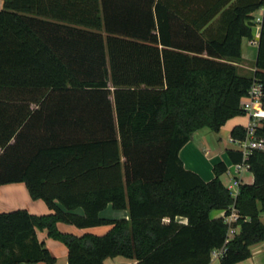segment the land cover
I'll return each instance as SVG.
<instances>
[{"label":"trees","instance_id":"16d2710c","mask_svg":"<svg viewBox=\"0 0 264 264\" xmlns=\"http://www.w3.org/2000/svg\"><path fill=\"white\" fill-rule=\"evenodd\" d=\"M231 0H5L0 9V185L25 183L50 214L0 212V264H55L37 230L68 248V264H221L264 241V150L251 151L252 184L234 196L225 162L206 181L182 148L204 128L245 116L253 81L264 86V15L254 71L241 62L249 8L215 20ZM264 7L259 0L258 8ZM255 9V5L254 8ZM264 138V123L256 132ZM231 137L244 139L239 124ZM232 163L243 153L229 149ZM111 205L129 218L108 219ZM240 217L229 224L213 210ZM180 218H186L184 223ZM168 219V221H166ZM111 224L103 235L59 230Z\"/></svg>","mask_w":264,"mask_h":264},{"label":"crops","instance_id":"0c3cea01","mask_svg":"<svg viewBox=\"0 0 264 264\" xmlns=\"http://www.w3.org/2000/svg\"><path fill=\"white\" fill-rule=\"evenodd\" d=\"M259 0H231L228 1L227 5L223 7L216 17V21H223L224 23H229L233 19L232 10L236 7L241 8H249L245 23L251 24V29L254 34V39L259 38L261 33V20L264 15V7H256ZM5 0H0V9L4 7ZM255 5V9L254 8ZM248 40L246 43L245 41ZM252 39L248 37L243 38L242 42V56L243 60L241 62H234L239 67H244L248 64V58L251 57L253 53V47H257L251 44ZM252 51V53H251ZM258 51V49H257ZM257 58V55H256ZM240 116L231 119L232 122L230 124V138H231V130L235 125H243L246 126L249 122V118L245 116V118H239ZM196 131L193 134L192 139L182 148L180 152V156L188 169L196 171L199 173L206 181H209L214 178L215 174L209 172L204 166V163L207 161L208 167L214 165L220 161H223L228 166V171L222 175V180L224 184L229 187L230 184L233 183L234 179L237 175L234 173L233 169H231V165L233 164L229 155V149H236V146L232 143L229 145L220 144L218 146V150L216 154H213L211 148L204 147L200 142L201 139L197 138ZM220 143V142H219ZM217 148V147H216ZM210 155H213L210 157ZM206 157H209V160H206ZM206 160V161H205ZM208 171V172H207ZM206 172V175L204 173ZM226 175L230 177V184H228L225 180ZM254 182V174L251 170L246 171L241 177V183L252 184ZM25 208L30 213L36 215L42 214H50L53 212L52 209L48 207V205L41 199L34 200L30 196V193L25 185V183H11L6 185H0V212H7L14 209ZM225 210H213L211 213L212 218H220L224 217ZM102 216L108 219H120V218H129L127 210H116L109 205L103 212ZM261 219L264 222V212L261 213ZM180 220L184 223H187L186 218H180ZM168 221V219H166ZM58 228L60 231L65 233H72L77 236H82L86 233H93L97 235L106 234L111 228V224L100 225L94 227L87 228H79L73 224H68L65 222H59ZM37 235L40 241L44 242L46 247H48L57 257V261L55 264H68V248L67 246L54 238L49 237L47 230H37ZM252 255L248 259L238 262L236 264H264V241L254 244L251 247ZM136 260H132L123 256H117L114 258H108L105 260V264H136ZM21 264H39V263H21ZM44 264V263H40ZM210 264H221L220 258H212Z\"/></svg>","mask_w":264,"mask_h":264},{"label":"built area","instance_id":"2783aa9c","mask_svg":"<svg viewBox=\"0 0 264 264\" xmlns=\"http://www.w3.org/2000/svg\"><path fill=\"white\" fill-rule=\"evenodd\" d=\"M250 42L252 45L258 47L259 38L252 39ZM242 109L249 118V122L245 126L246 137L244 139L230 138V142L236 146V149L243 153V160L231 165V169H233L234 173L237 175L233 183L229 185V189L234 196H237L240 192L239 186L241 184L242 175L250 170L248 158L251 151L254 149L264 150V138H259L256 134L258 128L264 123V86L259 80L255 79L253 81L247 95L243 98ZM239 217L240 215L235 208H232L230 214L225 212L223 218L230 226L226 243H228L239 232L240 227L233 225L237 222ZM225 250V246L215 249L212 252V258H220L223 256Z\"/></svg>","mask_w":264,"mask_h":264},{"label":"rangeland","instance_id":"374dc122","mask_svg":"<svg viewBox=\"0 0 264 264\" xmlns=\"http://www.w3.org/2000/svg\"><path fill=\"white\" fill-rule=\"evenodd\" d=\"M246 43L248 40L245 41ZM257 49L258 47H253V53L251 51V57L248 58V64L245 65L244 67H240V70L245 73V74H250L254 70V63L256 60V55H257ZM246 116V115H245ZM245 116H240L239 118H245ZM248 117V116H247ZM238 118V117H237ZM232 122L229 120L219 132L212 131L209 128H204L202 130H199L197 133V138L201 139V144L206 148H211L213 151V154L217 153L218 146L220 144H225L229 145V140H230V124ZM220 142V143H219ZM231 143V142H230ZM223 146V145H222ZM217 147V148H216ZM213 155H210V157ZM206 160H209V157H206ZM205 160V161H206ZM204 167L211 173H213L212 166L210 168L208 167L207 161L204 163ZM207 171V172H208ZM206 175V172L204 173ZM225 180L228 184H230V177L229 175H226Z\"/></svg>","mask_w":264,"mask_h":264}]
</instances>
